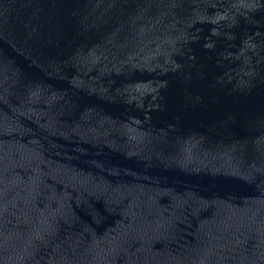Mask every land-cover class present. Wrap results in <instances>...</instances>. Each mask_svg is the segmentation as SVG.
I'll return each instance as SVG.
<instances>
[{
    "label": "water",
    "instance_id": "water-1",
    "mask_svg": "<svg viewBox=\"0 0 264 264\" xmlns=\"http://www.w3.org/2000/svg\"><path fill=\"white\" fill-rule=\"evenodd\" d=\"M0 264H264V0H0Z\"/></svg>",
    "mask_w": 264,
    "mask_h": 264
}]
</instances>
